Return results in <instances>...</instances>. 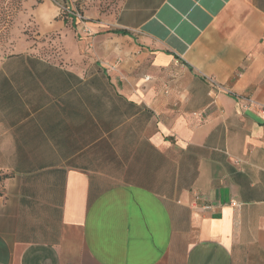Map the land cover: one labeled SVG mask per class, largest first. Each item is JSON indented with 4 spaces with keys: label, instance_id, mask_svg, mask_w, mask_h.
<instances>
[{
    "label": "crops",
    "instance_id": "0c3cea01",
    "mask_svg": "<svg viewBox=\"0 0 264 264\" xmlns=\"http://www.w3.org/2000/svg\"><path fill=\"white\" fill-rule=\"evenodd\" d=\"M93 32L0 65V264H264V0Z\"/></svg>",
    "mask_w": 264,
    "mask_h": 264
},
{
    "label": "rangeland",
    "instance_id": "374dc122",
    "mask_svg": "<svg viewBox=\"0 0 264 264\" xmlns=\"http://www.w3.org/2000/svg\"><path fill=\"white\" fill-rule=\"evenodd\" d=\"M122 2L0 0V65L18 52H34L67 62L64 54L72 47L70 41L77 47L87 33H94V27L111 29Z\"/></svg>",
    "mask_w": 264,
    "mask_h": 264
},
{
    "label": "built area",
    "instance_id": "2783aa9c",
    "mask_svg": "<svg viewBox=\"0 0 264 264\" xmlns=\"http://www.w3.org/2000/svg\"><path fill=\"white\" fill-rule=\"evenodd\" d=\"M211 80V79H210ZM253 104V102H251ZM233 205H236L235 203H233Z\"/></svg>",
    "mask_w": 264,
    "mask_h": 264
}]
</instances>
